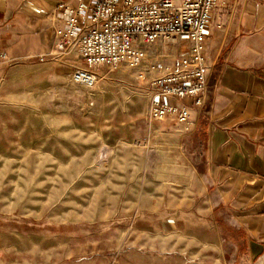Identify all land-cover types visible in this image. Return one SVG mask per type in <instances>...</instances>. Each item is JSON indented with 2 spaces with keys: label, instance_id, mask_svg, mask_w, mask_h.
Listing matches in <instances>:
<instances>
[{
  "label": "rangeland",
  "instance_id": "374dc122",
  "mask_svg": "<svg viewBox=\"0 0 264 264\" xmlns=\"http://www.w3.org/2000/svg\"><path fill=\"white\" fill-rule=\"evenodd\" d=\"M182 55L157 43L137 68H100L93 88L71 80L76 55L0 81V264H222L208 229L152 228L200 187L204 144L151 116L155 76Z\"/></svg>",
  "mask_w": 264,
  "mask_h": 264
},
{
  "label": "crops",
  "instance_id": "0c3cea01",
  "mask_svg": "<svg viewBox=\"0 0 264 264\" xmlns=\"http://www.w3.org/2000/svg\"><path fill=\"white\" fill-rule=\"evenodd\" d=\"M63 3L86 4L79 28L90 25L92 0H0V81L54 50ZM206 60L203 106L182 102L190 106V135L204 144L195 206L159 214L152 228L180 232L192 222L193 234L213 232L218 262L264 264V0H219Z\"/></svg>",
  "mask_w": 264,
  "mask_h": 264
},
{
  "label": "built area",
  "instance_id": "2783aa9c",
  "mask_svg": "<svg viewBox=\"0 0 264 264\" xmlns=\"http://www.w3.org/2000/svg\"><path fill=\"white\" fill-rule=\"evenodd\" d=\"M219 0H92L90 25L79 28L86 4H60L65 28L56 33L54 50L41 61L58 58L82 62L71 80L87 88L100 81V68L139 67L157 43L182 46L176 65L158 71L153 84L157 96L154 120L172 119L191 129L190 106H203L208 88L207 38ZM173 99L176 102H169Z\"/></svg>",
  "mask_w": 264,
  "mask_h": 264
}]
</instances>
